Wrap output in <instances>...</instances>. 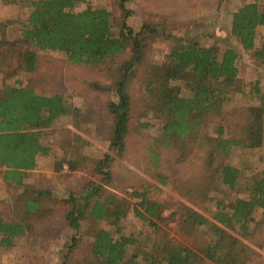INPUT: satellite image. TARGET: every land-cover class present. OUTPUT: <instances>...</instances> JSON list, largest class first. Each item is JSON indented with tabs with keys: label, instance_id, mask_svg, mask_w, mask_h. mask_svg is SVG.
I'll list each match as a JSON object with an SVG mask.
<instances>
[{
	"label": "trees",
	"instance_id": "trees-1",
	"mask_svg": "<svg viewBox=\"0 0 264 264\" xmlns=\"http://www.w3.org/2000/svg\"><path fill=\"white\" fill-rule=\"evenodd\" d=\"M127 1L119 0L122 15L118 17L106 7L93 6L91 0H23L29 16L22 23L21 36L17 38L7 35L13 23L11 19L0 22V70L5 80L20 72L33 74L26 85L19 82L0 86V175L4 168L5 181L24 187L22 204H19L28 210L23 221L0 219V245H12L15 237L34 228L33 215L41 219L49 212L45 199L50 190L26 185L24 176L28 170L36 168L39 155L49 153L50 148L42 138L56 119L72 114L75 126L81 120H98L103 125L99 126L98 122L97 128L108 134L110 147L117 148L119 154L125 149L133 107L129 86L138 67L145 63L150 41L164 33L163 26L152 19L135 30L127 22L131 14ZM83 3L87 7L77 10ZM260 26L264 27V0L246 2L233 13L231 35L264 63V32L261 44H257ZM166 36L173 40L171 50L157 72L148 66L145 80L146 90L152 96L149 107L164 120V136L158 143L176 151L175 162L180 163L188 159L197 142L199 148L205 149L199 189L203 185L217 188L220 182L232 193L240 183L243 170L227 159L235 146L249 149L264 146V109L248 116L235 136H224L223 127L220 135H211L207 126L210 118L223 114L227 102L245 92L239 76L242 53L230 44L222 46L218 40L212 45H203L192 36L171 33ZM46 49L64 52L74 64L95 67L107 64L113 81L109 85L101 81L92 83L102 92L116 87L118 98L108 102L106 119L95 110L84 114L73 108L62 92L41 94L37 91V85L45 77L38 50ZM126 55L127 58H123ZM250 84L254 94L260 91L258 80ZM151 153L156 159L160 156L158 151ZM81 160L73 151H67L57 168L61 170L67 165L74 171L81 166ZM113 160L114 155L108 151L94 165V171L107 184L113 183ZM161 181L166 183L163 177ZM85 190L84 196L65 199L66 204H70L66 218L77 232L82 229V220H90L91 226L84 234L92 239L87 254L73 260L81 239L74 234L64 264H100L99 260L102 264H242L256 251L245 240L252 239L253 244L262 245L255 238L256 227H252L251 222L256 221L253 209L264 210V172L253 179L246 195L233 201H219L212 218L181 202L175 203L176 208L166 214L171 204L152 199L147 188L130 192L131 197L139 199L137 202L117 193L106 194L102 185L92 182H87ZM196 190L190 189L188 196ZM130 209L148 225L149 233L142 231L149 240L142 255H128V246L137 243L138 237L126 234L118 225ZM180 211L182 214L178 217ZM105 221L115 228H107ZM173 221L191 236V243L171 236L169 228Z\"/></svg>",
	"mask_w": 264,
	"mask_h": 264
},
{
	"label": "rangeland",
	"instance_id": "rangeland-1",
	"mask_svg": "<svg viewBox=\"0 0 264 264\" xmlns=\"http://www.w3.org/2000/svg\"><path fill=\"white\" fill-rule=\"evenodd\" d=\"M252 1L254 0L127 1V7L131 10L127 22L135 30H140L150 19L156 24L159 22L165 28L162 27L163 34L150 41L145 63L138 67L137 74L129 86L133 107L131 130L126 139L125 149L119 154L117 148L110 147L108 134L97 128L98 120L93 122L81 120L78 126H75L72 114L62 115L56 119L55 124L47 129V134L42 138L43 143L50 148L49 153L39 155L36 168L28 170L24 176L26 185L50 190L51 193H48L45 199L49 212L41 219L37 214L33 215L34 228H28L24 234L15 237L12 245H0V264H64L74 234L81 239L73 260L81 259L87 254L92 237L85 235L84 230L91 226V221L82 220V229L77 232L67 221L66 215L70 204L65 202V199L72 196H84L87 182L102 185L106 194L117 193L133 199L134 202L139 199L131 197L130 192L134 189L147 188L152 199L171 204L172 207L166 214L176 208L175 203L181 202L197 208L209 218H212L217 210L219 201L223 199L233 201L246 195L253 179L260 177L264 172V146L258 149L235 146L232 149L227 161L243 170L240 183L234 192L229 193L220 182L217 188L203 185L199 189L204 170L202 158L205 149L199 148L195 142L193 144L195 149L188 159L176 163V151L158 143L164 136L162 130L164 120L157 117L149 107L152 96L146 90L145 80L148 79L146 75L148 66L151 65L157 72L171 50L173 40L166 36L167 33L182 37L192 36L203 45H212L218 40L222 46L230 44L237 48L242 53L239 59V76L244 82L245 92L227 102L223 106V114L210 118L207 126V132L211 135H220L219 130L223 127L224 136H235L248 116L264 109V63L255 58L252 52L246 51L239 40L231 35L233 13L246 2ZM91 3L95 7L112 10L118 17L122 15L119 0H91ZM22 4L23 0H0V22L5 19L13 21L7 31L10 38L21 36L22 23L29 16V9ZM86 7L87 4L83 3L76 9L82 10ZM114 31L116 33L119 31L118 25L114 27ZM263 32L264 27L260 26L257 34L258 45L262 42ZM38 56L45 73V77L37 85L39 93L62 92L72 107L82 113L95 110L102 119L108 117L106 106L110 100L118 98L116 87L102 92L96 90L92 84L101 81L109 85L113 81L107 64L96 67L74 64L68 61L64 52L49 49L38 50ZM32 75L20 72L5 80L0 70V86L5 83L16 85L19 82L26 85ZM256 80L259 81L260 91L254 94V87L249 83ZM100 125L103 124L99 122ZM72 146L75 147L73 150L70 148ZM67 151H73L76 157L82 158L81 166L74 171L67 165L61 170L57 168ZM108 151L114 155L112 184H107L101 175L94 171L96 160L102 158ZM154 151L159 152L158 159L152 156L151 152ZM3 171L4 168H1L0 219L23 221L28 216V210L19 204H22L24 187H17L15 183L5 181ZM162 177L166 179V183L161 181ZM192 188L197 189V192L190 197L188 191ZM181 214L182 211L178 217ZM252 216L256 220L251 222L252 227H256L255 238L261 241L262 245L253 244L252 239L245 240L253 245L256 251L248 255L242 264L264 263V210L255 208ZM255 222L259 225H255ZM103 224L109 229L115 228V225L108 221ZM97 225L101 226L100 223ZM118 225L126 234L138 237L137 243L128 246V255L144 254L149 240L144 238L142 231L146 230V233H149L147 223L130 209L120 219ZM170 225L171 236L177 237L180 242L191 243V236L186 234L185 229L179 227L176 221ZM196 236L195 234V238ZM99 262L102 264L101 260Z\"/></svg>",
	"mask_w": 264,
	"mask_h": 264
}]
</instances>
